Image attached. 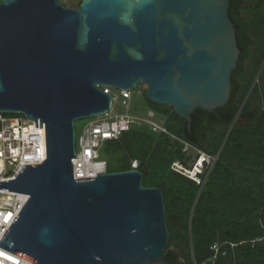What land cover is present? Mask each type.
Returning <instances> with one entry per match:
<instances>
[{
  "label": "water",
  "instance_id": "1",
  "mask_svg": "<svg viewBox=\"0 0 264 264\" xmlns=\"http://www.w3.org/2000/svg\"><path fill=\"white\" fill-rule=\"evenodd\" d=\"M0 0V113L46 129V159L0 189L27 202L0 247L32 264H171L161 189L130 169L74 178L78 120L105 114L103 87L148 86L188 123L229 103L241 50L231 0Z\"/></svg>",
  "mask_w": 264,
  "mask_h": 264
},
{
  "label": "trees",
  "instance_id": "2",
  "mask_svg": "<svg viewBox=\"0 0 264 264\" xmlns=\"http://www.w3.org/2000/svg\"><path fill=\"white\" fill-rule=\"evenodd\" d=\"M229 16L241 50L229 103L216 114L196 110L190 131L171 106L144 91L147 111L168 133L134 125L107 143L124 155L109 172L138 160L143 185L162 190L171 264H264V0H231ZM183 142L216 156L200 183L171 168L188 163Z\"/></svg>",
  "mask_w": 264,
  "mask_h": 264
},
{
  "label": "built area",
  "instance_id": "3",
  "mask_svg": "<svg viewBox=\"0 0 264 264\" xmlns=\"http://www.w3.org/2000/svg\"><path fill=\"white\" fill-rule=\"evenodd\" d=\"M112 97L111 108L103 115L91 117L83 133L76 134V157L73 160L75 178L90 179L108 171V161L103 157L101 149L105 144L118 140L124 131H129L134 125H147L155 132L168 133L161 121L156 119V113L149 110L147 117L130 112L132 90L119 89L113 92V87H103ZM121 101L126 112H114V105ZM184 152H195L192 167L184 166L180 161L172 164V169L197 183L201 182L198 174L208 175L215 163V158L202 150H197L183 142ZM46 129L40 121L36 122L22 114L5 115L0 113V182L16 179L24 165H38L46 159ZM138 160L131 163L132 169H138ZM24 193L0 189V241L27 202ZM11 215V216H10ZM215 249L218 246L214 247ZM0 264H32L24 258L0 247Z\"/></svg>",
  "mask_w": 264,
  "mask_h": 264
},
{
  "label": "rangeland",
  "instance_id": "4",
  "mask_svg": "<svg viewBox=\"0 0 264 264\" xmlns=\"http://www.w3.org/2000/svg\"><path fill=\"white\" fill-rule=\"evenodd\" d=\"M61 3L64 6L78 8L81 0H62ZM138 87L140 89H132L133 98L130 102V112L142 117H147L149 112L147 111L148 106L145 101L144 91L147 90L148 86L146 84H140ZM113 92L118 94L119 89H113ZM121 101L122 100L114 105L115 113L123 114L126 112L125 108L121 105ZM90 120L91 118H86L76 121L75 129L78 138L83 133L86 124ZM101 153L105 154L104 158L108 161L110 170L113 168L114 170H116V168H119V166L121 165V158L124 156L121 152H114L111 150V147L108 144H105L101 149ZM195 157L196 155L194 152L187 154V161L189 165L193 163Z\"/></svg>",
  "mask_w": 264,
  "mask_h": 264
},
{
  "label": "clouds",
  "instance_id": "5",
  "mask_svg": "<svg viewBox=\"0 0 264 264\" xmlns=\"http://www.w3.org/2000/svg\"><path fill=\"white\" fill-rule=\"evenodd\" d=\"M189 145H190V144H189ZM191 152H194V151H191ZM191 152H190V153H191ZM203 152H204V151H203ZM194 153H195V152H194ZM204 153H205V152H204ZM46 155H47V154H46ZM207 155H208V154H207ZM209 156H210V155H209ZM46 157H47V156H46ZM103 157H104V156H103ZM214 158L216 159V156H215ZM215 161H216V160H215ZM180 162H181V161H180ZM181 163H182V162H181ZM182 164H183V163H182ZM108 166H109V165H108ZM185 166L191 168V167H192V164L189 165V164L187 163V165H185ZM130 169H132V168H130ZM130 169H129V170H130ZM135 170H139V167H138V169H135ZM139 171H140V170H139ZM107 172H109V171H107ZM201 175H202V174H198V178H199V179H201V177H200ZM203 175H206V174H203ZM74 178H75V177H74ZM75 179H76V180H80V179H84V178H80V179L75 178ZM192 180H193V179H192ZM194 181H195V180H194ZM195 182H196V181H195ZM27 196H28V195H27Z\"/></svg>",
  "mask_w": 264,
  "mask_h": 264
},
{
  "label": "flooded vegetation",
  "instance_id": "6",
  "mask_svg": "<svg viewBox=\"0 0 264 264\" xmlns=\"http://www.w3.org/2000/svg\"><path fill=\"white\" fill-rule=\"evenodd\" d=\"M79 6H80V4H79ZM79 6H78V7H79Z\"/></svg>",
  "mask_w": 264,
  "mask_h": 264
},
{
  "label": "bare ground",
  "instance_id": "7",
  "mask_svg": "<svg viewBox=\"0 0 264 264\" xmlns=\"http://www.w3.org/2000/svg\"><path fill=\"white\" fill-rule=\"evenodd\" d=\"M11 216V215H10Z\"/></svg>",
  "mask_w": 264,
  "mask_h": 264
}]
</instances>
